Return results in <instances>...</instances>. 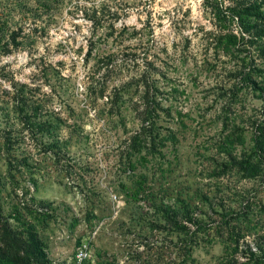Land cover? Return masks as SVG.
<instances>
[{"label":"rangeland","instance_id":"obj_1","mask_svg":"<svg viewBox=\"0 0 264 264\" xmlns=\"http://www.w3.org/2000/svg\"><path fill=\"white\" fill-rule=\"evenodd\" d=\"M45 1L0 0L4 39L20 27L22 41L0 57V126L17 136L11 166L5 153L0 156L5 182L0 202L6 213L30 196L51 203L50 217L37 230L53 264H74L83 240L91 264H180L183 235L164 226L159 211L162 204L179 207L176 197L189 201L206 222L217 216L208 199L217 210V201L238 210L249 197L258 206L250 224L260 218L257 230L264 234L260 181L211 174L215 145L224 134L222 107L235 92L232 117L248 140L250 119L261 105L250 89L239 87L236 74L256 59L252 46L217 44L220 32L238 34L236 24L223 29L204 0ZM143 74L171 108L159 121L161 133L172 129L178 143L175 156L170 142L164 148L171 172L163 178L159 171L149 173L134 198L137 185L126 169L125 150L128 136L140 126L132 101L142 103ZM16 83L34 89L43 119L62 122L55 135L64 156L45 150L47 134L32 135L18 123L10 94ZM123 85L125 101L117 115L108 99ZM215 223L208 235L198 232L193 261L186 264H214L225 255ZM255 232L243 240L252 242Z\"/></svg>","mask_w":264,"mask_h":264},{"label":"trees","instance_id":"obj_2","mask_svg":"<svg viewBox=\"0 0 264 264\" xmlns=\"http://www.w3.org/2000/svg\"><path fill=\"white\" fill-rule=\"evenodd\" d=\"M47 2L48 0L43 4L48 5ZM204 2L210 6L214 18L222 23L223 29L230 23H235L239 31L238 34L231 30L220 32L216 38L217 44H223L227 49L238 48L237 45L240 44L242 47L249 45L256 52L258 61L255 58L250 59L251 61L243 64L236 74L238 82L241 83L239 87L250 89L261 102L258 114L250 119L251 132L248 140L243 129L232 117L233 111L230 105L236 101L235 92L231 95L230 103L222 107L224 134L221 133L215 145L216 156L213 157L217 164L211 169V174L216 176L227 174L229 177L237 176L246 180L258 179L264 188V0H232L229 4L224 0H204ZM20 30V27L12 29L9 38L4 39L3 25L0 24V57L21 45L22 41L18 39ZM139 80L145 84L143 94L139 98L142 99V103H134L132 98L130 99L140 126L128 136L125 150L126 169L129 175L135 178L133 184L137 185L131 195L134 198L138 197L149 173L155 175V170L159 171L160 177L163 178L171 172L168 171L171 169L167 166L172 162L167 160V156L172 151L175 156L178 143L176 132L168 128L167 133L162 134V127L159 124L163 114L170 116L171 108L162 104L153 90L155 87L147 81L144 74L140 75ZM124 86L109 94L108 100L117 108V115L121 113L119 103L125 101L122 100L126 88ZM10 94L12 111L18 123L22 124V129H27L32 135L40 132L41 138L47 134L49 139L44 141L45 150L51 151L57 157L64 156L66 152L62 153L60 139L55 135L56 127L62 122L59 120L55 124L53 121L43 119V103L35 97L34 89L26 83H16ZM13 135L10 127L0 126V156L5 153L9 166L12 164L11 149L17 140V136ZM167 142L172 145L170 152L164 150ZM4 187L5 182L0 181V200ZM26 192L24 195L27 194ZM179 202V207L175 204L161 203L159 211L164 226L170 227L177 235L178 233L183 235L184 259L180 264H186L187 260L193 261L191 253L197 244V234L203 232L208 235V230L212 228L211 221L214 223L216 221L215 232L220 234L221 240L225 242V255L214 264H264V234L257 230L260 218L254 224H250L251 221L248 219L258 206L249 197L241 199V207L238 210L226 208L222 201H217L220 206L217 210L212 200L208 199L209 209L217 215L208 222L195 215V209L189 201L176 197L175 203ZM50 207V202L36 200L34 196H30L24 203L20 201L11 204L10 211L6 213L0 202V264H53L37 230V224L50 217L48 213ZM206 217L210 218V215ZM253 230L256 231L252 237L253 241L243 240ZM239 254L243 259L237 257Z\"/></svg>","mask_w":264,"mask_h":264},{"label":"built area","instance_id":"obj_3","mask_svg":"<svg viewBox=\"0 0 264 264\" xmlns=\"http://www.w3.org/2000/svg\"><path fill=\"white\" fill-rule=\"evenodd\" d=\"M91 249L87 240H83L75 251L74 264H91Z\"/></svg>","mask_w":264,"mask_h":264}]
</instances>
